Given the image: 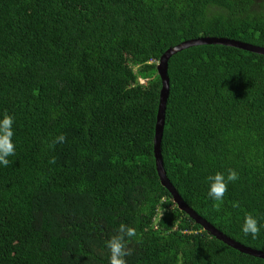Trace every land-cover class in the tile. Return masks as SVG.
<instances>
[{"label": "trees", "instance_id": "16d2710c", "mask_svg": "<svg viewBox=\"0 0 264 264\" xmlns=\"http://www.w3.org/2000/svg\"><path fill=\"white\" fill-rule=\"evenodd\" d=\"M191 33L264 48V0H0V115L14 117L16 143L0 166V264H107L121 223L137 231L127 264H264L179 210L156 172L155 61ZM168 75L167 178L217 229L264 251V227L242 232L248 214L264 225V55L194 45ZM229 169L239 179L212 200L202 183Z\"/></svg>", "mask_w": 264, "mask_h": 264}, {"label": "clouds", "instance_id": "9594fccd", "mask_svg": "<svg viewBox=\"0 0 264 264\" xmlns=\"http://www.w3.org/2000/svg\"><path fill=\"white\" fill-rule=\"evenodd\" d=\"M64 1H66L69 4H72V1H74V0H64ZM76 1L79 3L83 0H76ZM191 34H193L194 37L187 39V41H194V40L204 41V43H198L195 45L209 44L210 43L209 39H212V38H221L223 40H231L230 38H227V37L203 36V35H198V34H194V33H191ZM234 40H237V39H234ZM192 46H194V45H192ZM170 47H173V46H170ZM170 47H168V48H170ZM165 51L162 52V54L159 56V58L155 61V70H156L157 75H158L157 65L159 64L160 57L163 54H165ZM172 55H169L168 61ZM224 59H225L224 57L220 58V60L222 62L226 63V61ZM167 75H168V65H167ZM158 77H159V75H158ZM168 78H169V75H168ZM159 79H160V77H159ZM142 80H145V81L143 82ZM147 81H148V78H141V77L138 78V82L140 84H146ZM160 87H161V80H160ZM169 90H170V84H169ZM159 91H160V89H159ZM168 95H169V93H168ZM167 98H168V96H167ZM158 103H159V100H158ZM165 108H166V106H165ZM157 109H158V105H157ZM156 112H157V110H156ZM14 136H15L14 117L11 114H7V113L0 115V166H2V167H7L11 163L10 157L15 156V154H16V143L14 140ZM65 140H66V136L64 134H60L58 137H56L54 143H63ZM51 162L52 163L55 162L54 158ZM238 179H239V173L235 169H229L226 176L222 172H216L215 174L209 175L207 177V180L205 182H203L202 184H207V196L209 198H211L214 201H221V200H223L225 193L228 190L229 183L235 182ZM189 207H191V206H189ZM194 211L197 214H199L196 210H194ZM199 215L202 216L201 214H199ZM189 217L192 220H194L190 215H189ZM203 218H205V217H203ZM197 224H199V223H197ZM262 227H264V225H261L259 223L258 218L256 216L248 214L245 216V218L243 220L242 232L246 236L250 235L253 238H256L258 236V234L261 232ZM202 229H203V227H202ZM208 234H209V232H208ZM209 235H211V234H209ZM136 236H137V231L134 227L126 225L124 223H121L117 229L116 234L112 235L106 241V247L108 248V250L110 252V256L107 259V264H127L128 261L126 260V257H128L132 254V250L128 247V241L132 238H135Z\"/></svg>", "mask_w": 264, "mask_h": 264}, {"label": "water", "instance_id": "95a60500", "mask_svg": "<svg viewBox=\"0 0 264 264\" xmlns=\"http://www.w3.org/2000/svg\"><path fill=\"white\" fill-rule=\"evenodd\" d=\"M210 43H223L226 45H231L249 52H254L258 54L264 55V48L258 47L249 43H245L239 40H223L221 38H212L209 39ZM204 43L201 40H194V41H182L179 44L168 48L159 59V64L157 65L158 75L161 80V87L159 91V103L158 109L156 114V121L154 126V136H153V153L155 159V168L159 178L160 183L163 187H165L172 196V201L176 204L179 210H182L189 214L197 223H199L204 230L208 231L209 234L215 236L217 239L221 240L225 244L229 245L230 247L245 253L252 255L254 257H259L264 259V251L257 250L255 248L246 246L231 237L227 236L220 230H218L215 226H213L210 222H208L205 218L197 214L191 207H189L183 200L182 196L179 192L175 189L172 183L166 176L163 161L161 157V149L160 143L162 138L163 132V125H164V115H165V106L167 101V96L169 92V78L167 75V65H168V58L169 55L176 53L182 49L190 47L192 45Z\"/></svg>", "mask_w": 264, "mask_h": 264}, {"label": "rangeland", "instance_id": "374dc122", "mask_svg": "<svg viewBox=\"0 0 264 264\" xmlns=\"http://www.w3.org/2000/svg\"><path fill=\"white\" fill-rule=\"evenodd\" d=\"M143 82L145 81V80H142Z\"/></svg>", "mask_w": 264, "mask_h": 264}]
</instances>
